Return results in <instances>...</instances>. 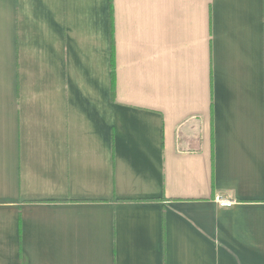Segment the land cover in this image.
Returning <instances> with one entry per match:
<instances>
[{"label": "crops", "instance_id": "0c3cea01", "mask_svg": "<svg viewBox=\"0 0 264 264\" xmlns=\"http://www.w3.org/2000/svg\"><path fill=\"white\" fill-rule=\"evenodd\" d=\"M0 264H264V0H0Z\"/></svg>", "mask_w": 264, "mask_h": 264}, {"label": "built area", "instance_id": "2783aa9c", "mask_svg": "<svg viewBox=\"0 0 264 264\" xmlns=\"http://www.w3.org/2000/svg\"><path fill=\"white\" fill-rule=\"evenodd\" d=\"M219 205L221 207H231L233 205V202L228 200V199H220L219 200Z\"/></svg>", "mask_w": 264, "mask_h": 264}]
</instances>
